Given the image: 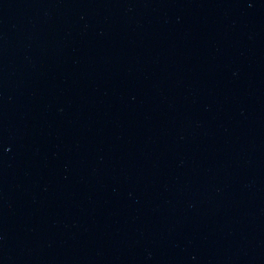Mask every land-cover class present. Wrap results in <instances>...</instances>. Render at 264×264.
Wrapping results in <instances>:
<instances>
[{
	"label": "water",
	"instance_id": "95a60500",
	"mask_svg": "<svg viewBox=\"0 0 264 264\" xmlns=\"http://www.w3.org/2000/svg\"><path fill=\"white\" fill-rule=\"evenodd\" d=\"M0 264H264V0H0Z\"/></svg>",
	"mask_w": 264,
	"mask_h": 264
}]
</instances>
